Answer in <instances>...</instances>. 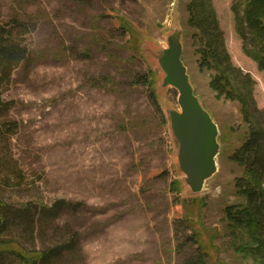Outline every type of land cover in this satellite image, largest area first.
Wrapping results in <instances>:
<instances>
[{
    "label": "rangeland",
    "instance_id": "obj_1",
    "mask_svg": "<svg viewBox=\"0 0 264 264\" xmlns=\"http://www.w3.org/2000/svg\"><path fill=\"white\" fill-rule=\"evenodd\" d=\"M193 1L0 0V23L30 50L10 84L0 86L12 104L0 114V199L18 210L33 207L24 218H11L0 241L34 253L68 238L69 226L80 234L81 249L56 264H184L197 254L188 241L186 204L208 264H257L235 252L225 214L246 203L234 187L245 168L231 157L249 126L240 104L213 90L218 71L200 68L208 40L191 23ZM209 1L220 69L249 94L251 116L264 122V71L244 52L236 28L234 9L242 11L245 0ZM175 27L183 32L195 94L220 130L218 171L200 194L179 166L169 116L181 111L179 93L162 87L158 65ZM85 52L89 57H78ZM105 77L113 80L103 83ZM61 200L80 209L56 217L39 210ZM4 257L3 264H22Z\"/></svg>",
    "mask_w": 264,
    "mask_h": 264
},
{
    "label": "trees",
    "instance_id": "obj_2",
    "mask_svg": "<svg viewBox=\"0 0 264 264\" xmlns=\"http://www.w3.org/2000/svg\"><path fill=\"white\" fill-rule=\"evenodd\" d=\"M72 1L79 6H85L83 0ZM209 4L211 5L209 0H194L189 6L193 14L192 25L196 26L202 32L203 37L208 40L207 45L199 51L202 56L200 68L218 71V75L212 81L213 90L218 93V96L224 97L226 100L238 102L241 106L244 122L249 126L245 141L231 157L234 163L245 168L244 174L235 178L234 187L236 195L245 199L246 203L226 207L225 214L234 241L235 252L244 258L253 259L257 264H264V122L262 119L251 116L249 94L235 88L227 72L220 69L223 59L218 50L215 49V38L211 37L209 33V26L214 24L218 28V22L215 18L210 19L214 12L213 10L208 12L209 8L211 9V6L208 7ZM198 7H202V14L197 13L195 15ZM234 11L237 32L245 42L244 52L258 64L260 70L264 71V0H245L242 11L238 7H235ZM124 27L126 31V26ZM11 35V31H8L0 23V86L9 85L14 71L30 58L29 48L24 44L15 42ZM134 45L136 50L135 42ZM78 57L87 58L89 54L87 52L81 53L78 54ZM112 80L105 77L101 81L105 83ZM98 81L100 82V80ZM97 84L96 86H98ZM11 106L12 104L5 102L0 95V114L2 110L10 109ZM13 127L16 130L18 124L14 123ZM181 186L179 181L174 183V191L179 195L182 192ZM27 206L29 207V205ZM26 207L20 210L14 209L0 199V236L4 235L13 224L11 219L13 216H18L20 219L24 218L26 212L29 213L33 208L32 206L29 209ZM184 207L187 215L185 226L191 233L188 241L197 247L196 256L187 259L184 264H208V252L205 250L202 236L195 226L193 211L187 209L186 204ZM42 208L43 210H39L43 211V214L56 217L65 211H78L80 205H73L61 200L55 203L52 209L45 206ZM66 227L68 238L54 245H45L42 250L34 251V253L27 252L17 243L0 241V264H3L5 255L20 257L22 264H56L58 260H62L65 256L81 249L80 234L69 226ZM181 245L182 243L178 244L180 249L184 247Z\"/></svg>",
    "mask_w": 264,
    "mask_h": 264
},
{
    "label": "water",
    "instance_id": "obj_3",
    "mask_svg": "<svg viewBox=\"0 0 264 264\" xmlns=\"http://www.w3.org/2000/svg\"><path fill=\"white\" fill-rule=\"evenodd\" d=\"M182 36V30L175 27L167 38L168 47L159 55L158 65L164 75L162 87L179 93L181 111H170L171 129L179 145L178 161L185 183L193 194H200L218 171L220 130L190 82L183 62Z\"/></svg>",
    "mask_w": 264,
    "mask_h": 264
}]
</instances>
